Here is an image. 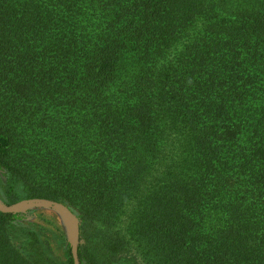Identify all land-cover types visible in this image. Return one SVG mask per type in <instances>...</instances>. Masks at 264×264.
<instances>
[{"label":"trees","instance_id":"trees-1","mask_svg":"<svg viewBox=\"0 0 264 264\" xmlns=\"http://www.w3.org/2000/svg\"><path fill=\"white\" fill-rule=\"evenodd\" d=\"M0 176L80 264H264V0H0ZM22 219L0 264H73Z\"/></svg>","mask_w":264,"mask_h":264},{"label":"rangeland","instance_id":"rangeland-1","mask_svg":"<svg viewBox=\"0 0 264 264\" xmlns=\"http://www.w3.org/2000/svg\"><path fill=\"white\" fill-rule=\"evenodd\" d=\"M0 181L2 182L1 176ZM0 199L5 202L2 199V195H0ZM20 213L23 215L24 219H22L19 224L15 226V233H22L24 232V230L22 229L28 227L34 228L39 232L41 231L46 239H48L54 256L58 259L64 258L66 249L65 243L69 245V221L67 217L54 209H49L46 207L25 208L22 209ZM63 239L65 242L63 241ZM81 243H83V240L80 238V244Z\"/></svg>","mask_w":264,"mask_h":264},{"label":"water","instance_id":"water-1","mask_svg":"<svg viewBox=\"0 0 264 264\" xmlns=\"http://www.w3.org/2000/svg\"><path fill=\"white\" fill-rule=\"evenodd\" d=\"M46 207L65 215L69 221L68 243L73 258V264H80L78 245L80 244V219L66 204L48 198H24L11 204L0 199V212H20L25 208Z\"/></svg>","mask_w":264,"mask_h":264}]
</instances>
